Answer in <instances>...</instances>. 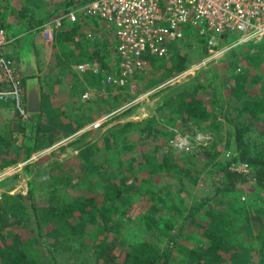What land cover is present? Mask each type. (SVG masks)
Listing matches in <instances>:
<instances>
[{
	"label": "trees",
	"instance_id": "16d2710c",
	"mask_svg": "<svg viewBox=\"0 0 264 264\" xmlns=\"http://www.w3.org/2000/svg\"><path fill=\"white\" fill-rule=\"evenodd\" d=\"M76 7L75 2H69L62 9L71 11ZM45 22L41 21L36 32ZM0 26L5 28L2 24ZM90 29L92 36L88 37ZM109 31L95 18L66 24L56 35L53 46L57 50L55 55H62V59L68 62L61 76L66 73V67L71 68L70 64L94 62L95 65H107V59L114 55ZM31 33L35 35V29ZM194 34L196 36L184 40L187 46L184 44L180 48L179 45H172L167 57L153 59L155 79L152 86L182 73L191 55L208 54V39L199 36L196 31ZM238 38L227 40L230 43ZM68 70L72 71V68ZM229 74L228 70L222 78ZM256 75L255 89L252 86L246 90L237 86L231 89L236 108L226 103L217 89L198 82L190 87L178 88L177 93L170 97L168 101L174 106L173 110L185 116L183 124L186 127L209 133L205 146L201 144L198 152L186 155L184 159L182 157L183 161L191 164L189 170L177 164L182 159L178 161L176 154L168 150L123 165L118 162L121 154L116 153L94 167L82 164L79 173L69 175L71 178L58 168L60 180L45 191L48 197L39 206L34 203L36 195L33 186L28 197L19 199L6 195L5 203L0 204V217L9 214L10 220L0 222V264H236L238 257L256 250L244 244L252 239L256 240L262 253L258 264H264V147L256 145L252 139L255 127L264 121V73ZM208 88L217 101L208 97ZM252 90L257 91L255 95L250 93ZM61 112L66 116L65 110ZM213 112L218 114V119L212 120ZM245 116L250 118L244 120ZM42 118L39 115L33 121H27V125L34 130L40 129ZM146 121V125L143 121H130L118 129L124 135L132 134L145 141L152 137L155 123L153 118ZM73 122L75 127L71 131L74 133L85 127L82 118L74 116ZM0 136V146L7 149L9 140L2 134ZM84 139L82 137V141ZM55 140L46 147H50ZM82 147L77 140L75 148L80 151L79 157L84 153ZM228 151V159L222 161L221 157ZM30 157L31 151L25 159ZM197 159L204 164L195 165ZM240 163L249 165L250 172L235 171L233 164L237 167ZM141 169L144 171H139ZM194 172L195 177L192 175ZM202 174L210 180L213 190L207 194L198 190L191 212L185 214L176 203L171 187H189L186 178H192L195 183L197 175ZM243 193L250 201L262 202V206L248 207L241 200L240 194ZM142 199L151 203L144 218L147 226L160 225L169 236L178 229L177 236L172 235L166 240L167 248H161L157 242L141 238L134 232H123L134 203ZM160 203L173 213L172 216L181 218V227H177L175 218L158 214ZM253 214L260 217L257 221L259 229L254 225L256 219L252 218ZM19 220H23L24 225ZM8 224L10 229H7ZM186 226L194 230L188 232ZM182 237L190 246L180 245V257L176 259L173 248Z\"/></svg>",
	"mask_w": 264,
	"mask_h": 264
},
{
	"label": "rangeland",
	"instance_id": "374dc122",
	"mask_svg": "<svg viewBox=\"0 0 264 264\" xmlns=\"http://www.w3.org/2000/svg\"><path fill=\"white\" fill-rule=\"evenodd\" d=\"M91 1L93 0H0V24L5 26V28L1 26L0 28L7 32L9 40H12L6 55L14 60L16 68L18 66L17 70L24 85L36 83L39 88L41 86L40 80L45 82L42 91L47 97V103L50 106L53 102V106L61 117L52 116L53 112L50 111L43 116L40 122L41 128L34 130L27 125V122L20 121L15 115L23 126H21V130L13 133L12 143L9 141L10 146L7 149L0 146V204L5 203L6 195L19 199L28 197L33 186L36 195V202L34 203L39 206L48 197L45 191L60 180L61 173L58 168L65 172L66 177L71 178L69 175L79 173L81 170L79 167L82 164L88 163L94 167L114 157L116 153L121 154L118 160L121 165L126 162H135L137 158L146 157V155L163 154L167 150L175 153L176 158L180 161L182 157L184 159L186 155L198 152L197 148L201 144L205 146L207 144L205 139L209 137V133L202 132L195 127H186L187 125L183 124L185 116L173 110L174 106L168 100L177 93L178 88L190 87L196 82L206 86L211 85L213 89H217L226 103H230L236 108V100L232 97L231 89L236 86L240 90H246L249 88L248 86L255 89L258 77L256 73L260 75L264 73V44L262 42H249L234 47H231L233 43L225 44L217 47L215 51L219 53L214 55L209 52L208 54L203 53L202 56L191 55L190 62L182 73L158 86H152V80L155 79L153 59L149 61V71L129 77L119 90L115 89L116 86L105 84V82L108 83V78L114 73L112 67L114 61L111 58L107 59L109 63L105 66L101 63L95 65L94 62L70 64L72 71L68 70L71 68L66 67V73L61 76L63 69L68 64L67 59L65 61L62 59V55H55L57 50L53 48L54 44L51 46L44 45L37 35L36 29L40 26L41 21L51 18L65 4L75 2V5L80 8ZM34 29L35 35H31ZM182 29L185 32L186 40L196 36L191 28L187 29V26H183ZM109 37H111L110 31ZM111 44L110 42L112 49ZM184 44L185 41L175 45L182 48L187 43ZM71 49L73 50L72 47ZM37 60L40 62L39 66L36 65ZM81 65H95V67L104 70L105 82L103 77H101L102 79L96 77L97 75L92 71L77 72L75 67ZM27 67H31L32 72H27ZM44 68H47L48 75L43 80L41 73L44 72ZM50 69L55 71L52 70L50 74ZM228 70L230 74L222 78V74H226ZM59 76L62 78L58 79ZM89 87L96 89V95L84 99L83 96L91 91L87 89ZM210 90L208 88L207 95H210L208 97L217 101ZM254 92L257 91L254 90ZM254 92L253 90L250 91L252 95ZM62 107L66 111V116L62 115L61 111H64ZM74 116L78 119L82 118L85 122V127L76 133L71 131L75 127ZM218 117V114L213 112L212 120L218 119ZM152 118L155 121L153 123V135L145 141H142L139 136L124 135L122 130L118 129L130 121H143L146 125V120ZM249 118V116H245L244 120ZM31 119L33 121L34 117ZM96 124L100 125L97 126ZM84 134L86 136H83ZM55 137H57L56 140ZM82 137H85L83 141ZM252 139L256 145L264 147V121H260L255 127ZM52 140L55 141L50 147H46ZM77 140L79 144L83 145L84 153L81 157L78 155L80 151L75 148ZM226 140H229L227 136ZM29 142L31 144H28ZM132 146L134 148L129 149ZM86 149L88 150L85 153ZM29 151H31V157L27 160L25 156ZM225 154L221 157L222 161L228 159L230 152ZM183 159L177 164L185 166L189 170L191 164L183 161ZM194 164L202 166L204 162L200 163V160L197 159ZM117 166L115 165V167ZM233 166L236 169L235 164ZM250 170L249 167V172ZM143 175L144 172L141 176ZM192 175L195 177V172ZM196 179L198 181L194 183L192 178H186L189 187L186 185L171 187L176 203L181 209H184L185 214L191 212L194 202L197 200L198 190L205 191L206 194L213 190L210 180L205 175H197ZM240 196L248 207H254L258 204L262 206V202L250 201V198L244 193ZM150 207V200L147 199L134 203L123 227V232H134L141 238L144 237L152 242H157L161 248H167L166 240L172 235L177 236L178 229H175L169 236L160 225L151 224V226H147L144 218ZM157 208L161 209L158 212L161 217L171 216L177 220V227L182 226L181 218L178 215L172 216L173 213L169 212L166 206L160 203ZM159 215L156 216L160 217ZM252 218L256 219L254 225L256 224L257 229H259L260 225L257 224V221L260 217L253 214ZM9 220V214L0 217V222L7 223ZM19 221L20 224L24 225L23 220ZM10 226L8 224L7 229H10ZM186 230L192 232L194 228L186 226ZM14 231L26 234L19 230ZM244 244L247 247H255L256 250L251 251L247 256L238 257L236 264H258L262 253L256 240H248ZM180 245L189 247L190 243L184 237L178 240V245L173 248L176 259L180 257L178 250Z\"/></svg>",
	"mask_w": 264,
	"mask_h": 264
},
{
	"label": "built area",
	"instance_id": "2783aa9c",
	"mask_svg": "<svg viewBox=\"0 0 264 264\" xmlns=\"http://www.w3.org/2000/svg\"><path fill=\"white\" fill-rule=\"evenodd\" d=\"M98 19L110 30L114 73L109 85L123 86L129 77L149 71V61L167 57L170 47L183 43V26L208 39L210 54L225 44L231 47L249 42L264 43V0H93L71 11L61 10L40 27L44 45L51 46L56 35L68 23L83 19ZM92 29L89 36H92ZM239 38L228 43L227 39ZM11 44L7 32L0 28V75L5 88L0 90V102H11L15 114L22 122L31 118L26 104V89L13 59L6 55ZM79 73L92 71L98 75L102 69L95 65L75 67ZM89 91L83 98L89 99ZM99 126L100 124H96ZM234 169V168H233ZM249 172V165L240 163L234 169Z\"/></svg>",
	"mask_w": 264,
	"mask_h": 264
},
{
	"label": "crops",
	"instance_id": "0c3cea01",
	"mask_svg": "<svg viewBox=\"0 0 264 264\" xmlns=\"http://www.w3.org/2000/svg\"><path fill=\"white\" fill-rule=\"evenodd\" d=\"M39 33H40V30L38 31V34H37L40 37ZM11 43H12V40H11ZM113 54L115 55V51L113 52ZM111 59H113V56L111 57ZM42 63H43V61H42ZM39 64H40V62H39V60H37L36 65L39 66ZM15 65H16V63H15ZM17 68H18V66H17ZM31 70H32L31 67H27V72H32ZM52 70L55 71L54 69H50V71H49L50 74H51ZM103 71L104 70H102L99 73V75H97V76H102L103 79H104V82H105ZM39 75H40V73H39ZM47 75H48L47 68H44V72L41 73L42 79L44 80V78H46ZM58 78H62V77L59 76ZM30 81H33V80H30ZM40 83H41V86H39L40 89L36 86V83H31L28 86L25 85L27 108H28V103H29L28 102L29 94L31 93V91L34 88L37 87L39 90L38 89H36V90H37L38 94L40 95L42 111H41V113H39L37 115H33L34 119H36V117H38L39 115L45 116L50 111L53 112L52 116L55 115L56 117H58V116L60 117L59 112H57L56 108L53 106V102H51L50 106L47 103V97H46V95H44V92L42 91V86L45 85V82L40 80ZM40 83L38 82V84H40ZM105 84H107V83L105 82ZM107 85H109V84H107ZM5 86L6 85H5L4 81H3V78L0 75V90L5 88ZM55 86H58V85H55ZM96 88H98V87H96ZM120 88L121 87L119 85H116V87H115L116 90H119ZM87 89L93 91L94 95H96L95 94L96 89L90 88V87L87 88ZM10 103L11 102H7V103L6 102H0V135L2 134V136H5V138H7L12 143L11 140H13V133L15 134L16 131L21 130V126H23V124L20 123V121L16 118L15 110H14V108L12 107V105ZM62 108H63L62 110H64V107H62ZM62 119H64V118H62ZM0 138H1V136H0Z\"/></svg>",
	"mask_w": 264,
	"mask_h": 264
},
{
	"label": "water",
	"instance_id": "95a60500",
	"mask_svg": "<svg viewBox=\"0 0 264 264\" xmlns=\"http://www.w3.org/2000/svg\"><path fill=\"white\" fill-rule=\"evenodd\" d=\"M36 89H38V88L37 87L34 88L28 97V102H29L28 103V111L32 115H37V114L41 113V111H42L40 95L38 94Z\"/></svg>",
	"mask_w": 264,
	"mask_h": 264
},
{
	"label": "clouds",
	"instance_id": "9594fccd",
	"mask_svg": "<svg viewBox=\"0 0 264 264\" xmlns=\"http://www.w3.org/2000/svg\"><path fill=\"white\" fill-rule=\"evenodd\" d=\"M61 10H63V9H61ZM61 10H59V11H61ZM59 11H58V12H59ZM58 12H57V13H58ZM55 14H56V13H55ZM55 14H54V15H55ZM47 20H48V19H47ZM47 20H46V21H47ZM39 29H40V28H39ZM39 29H38V31H39ZM30 114H31V113H30ZM32 117H33V115L31 114V118H32ZM31 118H30V119H31ZM29 121H30V120H29Z\"/></svg>",
	"mask_w": 264,
	"mask_h": 264
}]
</instances>
